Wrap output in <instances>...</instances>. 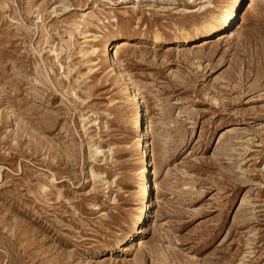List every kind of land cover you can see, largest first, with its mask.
Segmentation results:
<instances>
[{"label":"rangeland","instance_id":"1","mask_svg":"<svg viewBox=\"0 0 264 264\" xmlns=\"http://www.w3.org/2000/svg\"><path fill=\"white\" fill-rule=\"evenodd\" d=\"M230 2L0 0V264H264V0L202 28Z\"/></svg>","mask_w":264,"mask_h":264},{"label":"bare ground","instance_id":"2","mask_svg":"<svg viewBox=\"0 0 264 264\" xmlns=\"http://www.w3.org/2000/svg\"><path fill=\"white\" fill-rule=\"evenodd\" d=\"M238 0H233V2L229 3V4H223L219 7H217L215 10H213L208 18L205 20L204 24L202 25V28L204 29H209L210 31L220 27L223 23L225 22H230L231 20H233V16H234V10H235V4L237 3ZM159 37L158 35H155V40L158 41ZM104 41V40H103ZM119 46V43L117 41V36L114 32H111L107 35L106 37V43L104 45L103 50L100 52L103 58H110L111 59V65H112V69H115V66H117L118 68L116 69L118 74H119V78L121 79L123 86L121 87V92L122 94L125 96V99L130 98L128 96V89L125 85L126 83V77L124 76L119 63L117 62V60L114 57H110V52L113 51V48H115V51L117 50V47ZM116 78V77H115ZM134 101V103L136 104V92L133 93L132 95V99ZM135 123L137 126H139V117L137 116V119L135 120ZM141 137V136H140ZM140 142V141H139ZM144 153V152H143ZM145 168H143L144 170ZM144 175V172H143ZM142 190L143 193H146V186H145V182H142ZM146 206L147 204H143V206L141 207V213L139 215V219H143L144 218V213L146 212ZM141 242V241H140ZM139 242V243H140Z\"/></svg>","mask_w":264,"mask_h":264}]
</instances>
